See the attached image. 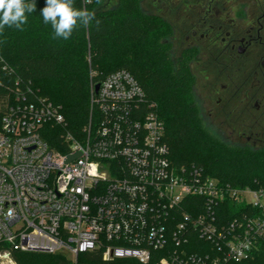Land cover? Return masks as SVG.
Returning a JSON list of instances; mask_svg holds the SVG:
<instances>
[{
  "label": "built area",
  "instance_id": "obj_1",
  "mask_svg": "<svg viewBox=\"0 0 264 264\" xmlns=\"http://www.w3.org/2000/svg\"><path fill=\"white\" fill-rule=\"evenodd\" d=\"M12 94L0 106V264H16L14 252L68 264H228L264 253V187L176 165L165 122L130 72L98 92L92 84L80 136L28 85ZM49 127L62 130L54 148Z\"/></svg>",
  "mask_w": 264,
  "mask_h": 264
},
{
  "label": "trees",
  "instance_id": "obj_2",
  "mask_svg": "<svg viewBox=\"0 0 264 264\" xmlns=\"http://www.w3.org/2000/svg\"><path fill=\"white\" fill-rule=\"evenodd\" d=\"M146 0H75V7L95 12L87 28L78 27L68 40L54 39L41 10L46 0H35L23 30L0 33V106L13 99L17 87L29 86L60 106L75 136L90 123L92 84L126 70L144 89L164 120L171 159L176 165L197 164L223 183L236 187H264V150L231 147L208 135L192 93L193 76L186 63L174 62L167 42L171 25L142 9ZM19 83V84H18ZM19 85V86H18ZM45 140L57 147L62 130L48 128ZM16 264H68L60 255L14 252ZM264 264V253L241 263Z\"/></svg>",
  "mask_w": 264,
  "mask_h": 264
},
{
  "label": "flooded vegetation",
  "instance_id": "obj_3",
  "mask_svg": "<svg viewBox=\"0 0 264 264\" xmlns=\"http://www.w3.org/2000/svg\"><path fill=\"white\" fill-rule=\"evenodd\" d=\"M182 7L191 12L179 27L175 62L186 63L193 76L201 122L220 143L264 150V0H198ZM172 37L173 30L171 47Z\"/></svg>",
  "mask_w": 264,
  "mask_h": 264
},
{
  "label": "clouds",
  "instance_id": "obj_4",
  "mask_svg": "<svg viewBox=\"0 0 264 264\" xmlns=\"http://www.w3.org/2000/svg\"><path fill=\"white\" fill-rule=\"evenodd\" d=\"M91 2L92 0H85L86 4ZM74 5L75 0H46L41 16L43 22L51 26L54 39L68 40L78 27L87 28L96 20L94 11ZM35 11V0H0V33L6 26L23 30V26L28 23V14ZM99 23L96 20L97 26Z\"/></svg>",
  "mask_w": 264,
  "mask_h": 264
},
{
  "label": "rangeland",
  "instance_id": "obj_5",
  "mask_svg": "<svg viewBox=\"0 0 264 264\" xmlns=\"http://www.w3.org/2000/svg\"><path fill=\"white\" fill-rule=\"evenodd\" d=\"M117 3L118 0H107L106 6L113 7ZM187 3L189 6H195L198 3V0H146L144 3H142V9L144 12L162 17L171 25V27H173V37L171 39L173 40L171 58L174 62L179 56V40H181V37L178 33L179 27H185V25L189 22L187 15H189L191 11L186 7H182ZM202 126L205 132L211 136L208 124L206 122H202Z\"/></svg>",
  "mask_w": 264,
  "mask_h": 264
},
{
  "label": "water",
  "instance_id": "obj_6",
  "mask_svg": "<svg viewBox=\"0 0 264 264\" xmlns=\"http://www.w3.org/2000/svg\"><path fill=\"white\" fill-rule=\"evenodd\" d=\"M99 88H100V84H97V85H96V92H98ZM79 155H80V153L77 154L76 156H71V157H69V160H73L74 158H76V157L79 156Z\"/></svg>",
  "mask_w": 264,
  "mask_h": 264
}]
</instances>
